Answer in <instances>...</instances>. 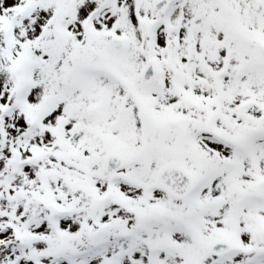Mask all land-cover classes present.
<instances>
[{"label": "snow or ice", "instance_id": "1", "mask_svg": "<svg viewBox=\"0 0 264 264\" xmlns=\"http://www.w3.org/2000/svg\"><path fill=\"white\" fill-rule=\"evenodd\" d=\"M0 264H264V0H0Z\"/></svg>", "mask_w": 264, "mask_h": 264}]
</instances>
